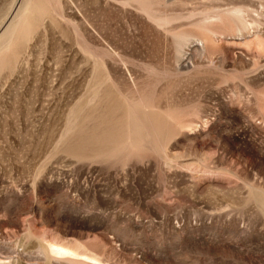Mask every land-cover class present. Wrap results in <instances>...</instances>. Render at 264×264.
Listing matches in <instances>:
<instances>
[{"label": "rangeland", "instance_id": "rangeland-1", "mask_svg": "<svg viewBox=\"0 0 264 264\" xmlns=\"http://www.w3.org/2000/svg\"><path fill=\"white\" fill-rule=\"evenodd\" d=\"M43 4L0 49V264H264V0Z\"/></svg>", "mask_w": 264, "mask_h": 264}, {"label": "bare ground", "instance_id": "bare-ground-1", "mask_svg": "<svg viewBox=\"0 0 264 264\" xmlns=\"http://www.w3.org/2000/svg\"><path fill=\"white\" fill-rule=\"evenodd\" d=\"M45 5L43 4V0H25L18 11V14L15 16V19L11 22L7 31L1 38L0 49L4 47H9L10 44L16 42L17 40L26 38L27 32L30 30V26L32 27V23H34L39 16H41L42 11L44 10ZM244 25V24H243ZM246 25V24H245ZM34 26V25H33ZM247 26H245L246 28ZM32 29V28H31ZM248 29V28H247ZM31 31V30H30ZM242 31V30H241ZM244 31V30H243ZM246 31V29H245ZM240 32V31H239ZM243 33V32H242ZM251 33V32H250ZM228 34V33H227ZM228 36V35H227ZM24 40V39H23ZM189 40H187L188 42ZM191 41V40H190ZM183 43V41H181ZM202 43V42H201ZM181 44V43H180ZM10 45V46H9ZM17 45V44H16ZM19 45V44H18ZM183 45V44H182ZM13 46V44H12ZM14 47V46H13ZM17 47V46H15ZM12 48V47H11ZM13 49V48H12ZM254 49V48H253ZM1 51V50H0ZM249 51V50H248ZM181 53V52H180ZM220 55V54H219ZM257 56V55H256ZM222 57V56H221ZM250 59V63H253L254 56L247 55ZM246 57V58H247ZM218 60V59H217ZM132 109V107H130ZM135 109V108H134ZM133 109V110H134ZM141 109V108H140ZM138 110V108H137ZM131 111V110H130ZM144 111V110H143ZM140 112V111H138ZM137 112V113H138ZM131 115V113H129ZM139 116V114H137ZM136 115V116H137ZM133 117V116H132ZM140 117V116H139ZM152 117V116H151ZM157 117V116H156ZM143 118V117H142ZM171 118V117H170ZM169 118V119H170ZM144 119V118H143ZM142 119V120H143ZM157 119V118H156ZM154 119V120H156ZM161 119V118H160ZM168 119V120H169ZM134 120V118H133ZM145 120V119H144ZM143 120V121H144ZM147 120V119H146ZM159 120V118H158ZM158 120L156 121L158 123ZM137 121V120H136ZM142 121V122H143ZM149 122V120H148ZM160 122V121H159ZM134 123V121H133ZM139 123V122H138ZM137 123V124H138ZM144 123V122H143ZM155 123V122H154ZM130 126L132 123H129ZM136 124V127H137ZM147 124V123H146ZM152 124V122H151ZM140 125V123H139ZM133 126V125H132ZM144 126V125H143ZM140 125L139 128H141ZM149 128V127H148ZM145 129V128H144ZM142 130V129H141ZM134 135V134H133ZM71 245V244H69ZM85 245V244H84ZM79 247V246H78ZM47 256L51 260V264H106L101 260V256L104 254H98L91 252L88 250L87 246L81 247L83 250L76 248L75 245L73 248L70 247H62L56 244L49 243L46 246ZM82 251V252H81ZM44 258V257H43ZM47 258V257H46ZM49 260V261H50ZM45 264V263H44Z\"/></svg>", "mask_w": 264, "mask_h": 264}]
</instances>
